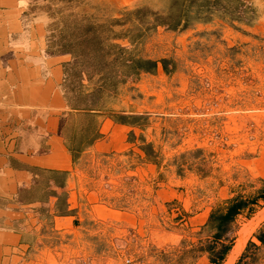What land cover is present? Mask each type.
<instances>
[{"label": "rangeland", "instance_id": "rangeland-1", "mask_svg": "<svg viewBox=\"0 0 264 264\" xmlns=\"http://www.w3.org/2000/svg\"><path fill=\"white\" fill-rule=\"evenodd\" d=\"M23 2L32 37L70 54L58 84L65 103V89L87 83L82 72L68 73L80 67L78 36L109 35L107 42L127 49L110 50L107 106L135 122L105 112L91 142L71 153L69 170L37 169L54 181L22 195L38 200L31 209L43 242L19 246L9 264H215L202 249L214 241L205 225L210 212L235 195H255L264 178V0H187L176 25L154 21L170 0ZM136 57L156 60V69H136ZM68 110L67 103L59 110L61 126ZM85 121L74 116L71 125ZM254 207L216 241L215 250L232 248L258 216L232 264H264L256 237L264 238V201Z\"/></svg>", "mask_w": 264, "mask_h": 264}, {"label": "crops", "instance_id": "crops-1", "mask_svg": "<svg viewBox=\"0 0 264 264\" xmlns=\"http://www.w3.org/2000/svg\"><path fill=\"white\" fill-rule=\"evenodd\" d=\"M23 1L0 0V264L19 257V246L43 242V223L31 209L38 200L22 195L54 181L37 169L55 173L72 165L59 116L66 103L58 89L70 54L48 51L41 37H32L35 25L23 17ZM18 99L21 105L11 107Z\"/></svg>", "mask_w": 264, "mask_h": 264}, {"label": "trees", "instance_id": "trees-1", "mask_svg": "<svg viewBox=\"0 0 264 264\" xmlns=\"http://www.w3.org/2000/svg\"><path fill=\"white\" fill-rule=\"evenodd\" d=\"M191 2L187 0H170L168 12L162 16L159 15L155 18L156 21L168 22L173 25L180 24L184 20L188 8ZM157 15V14H156ZM120 34V33H118ZM115 35V34H114ZM110 38L109 35L97 36L95 32L92 34L82 33L77 37V51L73 52L74 56L78 58L79 69L75 65H70L73 72H68L71 76H75L76 71L82 72L86 75L87 83L84 84L81 81L75 86L68 87L64 90V97L69 107L66 113V120L61 126V133L66 137V145L69 151L73 154L78 150H82L84 145H87L92 140V134L96 128L98 118L103 113H108L109 116L113 117L114 121L134 123L135 120L128 121V117L120 113H112L111 108L107 106L109 97L113 96L111 93L113 87L111 84V75L113 70L110 68L111 61L108 56L111 54V49H116L119 52H127V49L118 47L115 48L112 44L107 42ZM123 59V54L120 55ZM130 63L136 69L143 71H154L156 69V60L151 58H131ZM90 64V66H89ZM69 68V67H68ZM99 75V76H98ZM72 77V78H73ZM71 84V81H69ZM65 83L64 86H66ZM79 116L83 117L86 121L76 127L72 123V117ZM136 116H133L134 118ZM109 121L104 120L100 123L99 130L104 129V124ZM83 125V126H82ZM72 130V131H70ZM74 133V134H72ZM261 187L257 193L253 196H242L235 195L229 198L226 205L223 207H216L212 210L208 216L205 225L213 228L214 241L208 243L202 247L203 250L208 252L209 261L215 264H220L224 259L231 244H221V247L217 250L216 241L222 239L224 234L232 228L236 218L244 212L249 215L254 211L255 203L260 199L264 201V178H260ZM256 237L260 241H264L263 236L256 234ZM249 245H255L253 242H248ZM242 257V256H241ZM236 264H239V260Z\"/></svg>", "mask_w": 264, "mask_h": 264}, {"label": "bare ground", "instance_id": "bare-ground-1", "mask_svg": "<svg viewBox=\"0 0 264 264\" xmlns=\"http://www.w3.org/2000/svg\"><path fill=\"white\" fill-rule=\"evenodd\" d=\"M258 216H255L252 220L250 225H248L247 229L241 233L235 240L234 244L232 245L231 250L226 256V259L224 261V264H232L235 260V258L238 256V254L241 252L247 238V234L253 229V226L255 225V219H257ZM260 221V220H258Z\"/></svg>", "mask_w": 264, "mask_h": 264}, {"label": "built area", "instance_id": "built-area-1", "mask_svg": "<svg viewBox=\"0 0 264 264\" xmlns=\"http://www.w3.org/2000/svg\"><path fill=\"white\" fill-rule=\"evenodd\" d=\"M77 264H93V263L83 260V261L78 262Z\"/></svg>", "mask_w": 264, "mask_h": 264}]
</instances>
